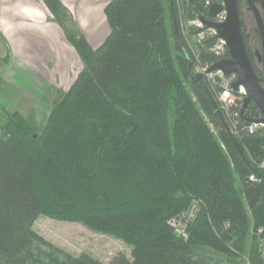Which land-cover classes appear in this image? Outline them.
Instances as JSON below:
<instances>
[{
    "label": "trees",
    "instance_id": "obj_1",
    "mask_svg": "<svg viewBox=\"0 0 264 264\" xmlns=\"http://www.w3.org/2000/svg\"><path fill=\"white\" fill-rule=\"evenodd\" d=\"M43 1L83 69L40 133L20 111L7 112L0 264H105L46 241L27 225L37 214L132 246V258L110 264H245L251 226L264 225V130L248 131L242 118L232 136L209 85L192 81L196 58L177 0L174 11L171 0H111L110 33L96 48L70 26L73 15L61 0ZM182 7L203 11L199 0H182ZM200 57L213 59L203 51ZM250 111L261 116L250 107L244 114ZM194 202L195 220L177 234L169 219ZM257 246L254 236L250 264L261 263Z\"/></svg>",
    "mask_w": 264,
    "mask_h": 264
},
{
    "label": "crops",
    "instance_id": "obj_2",
    "mask_svg": "<svg viewBox=\"0 0 264 264\" xmlns=\"http://www.w3.org/2000/svg\"><path fill=\"white\" fill-rule=\"evenodd\" d=\"M61 1L72 13L75 28L93 47L102 45L110 33L105 7L111 0ZM7 56L9 62L0 64V110H18L34 125L83 68L79 53L43 0H0V59ZM25 86L32 105L23 109Z\"/></svg>",
    "mask_w": 264,
    "mask_h": 264
},
{
    "label": "rangeland",
    "instance_id": "obj_3",
    "mask_svg": "<svg viewBox=\"0 0 264 264\" xmlns=\"http://www.w3.org/2000/svg\"><path fill=\"white\" fill-rule=\"evenodd\" d=\"M180 8L182 7V0L180 2ZM185 10V9H184ZM185 15L182 17L183 25V36L187 40L193 54L195 55V64L193 66V73L197 74L203 68L202 63H200L201 52L209 54L207 49L210 47V42L202 45L198 42L196 36V28L190 23L196 17L195 12L188 13L185 10ZM180 22V19H179ZM70 26L75 28L74 24L71 23ZM172 41L173 38H172ZM210 55V54H209ZM83 68L81 67L78 74ZM77 74V76H78ZM1 75V74H0ZM76 76V78H77ZM75 78V79H76ZM206 83L209 84L208 79H204ZM75 81V80H74ZM73 81V82H74ZM1 82V79H0ZM72 82V84H73ZM71 84V85H72ZM24 87L21 92H23V98L21 101L22 108L30 107L32 104L31 95L27 92L31 91L29 88ZM66 92V91H65ZM65 92H60L56 94V99L60 98ZM54 106V102H53ZM53 109V107H52ZM7 111L14 112L10 107L0 110V137L3 135V125L7 118ZM16 111V110H15ZM18 111V110H17ZM52 111V110H51ZM51 111L49 112L51 114ZM46 114L45 118L36 121L35 130L40 133L44 126L46 125L50 114ZM49 115V116H48ZM31 122V121H30ZM32 123V122H31ZM27 225L32 228L38 235L44 238L46 241L61 247L65 251L72 255L78 256L82 253H88L99 259L105 264H110L116 257L120 255H126L132 258V246L123 240L116 238L109 234H104L93 229H90L80 222L59 220L51 218L44 214H37L31 217L27 221ZM256 237L257 250L259 249V235L258 231L254 230L253 225L251 226L248 240L246 243V250L244 252L243 260L245 264H250L249 254L252 249L253 237Z\"/></svg>",
    "mask_w": 264,
    "mask_h": 264
},
{
    "label": "built area",
    "instance_id": "obj_4",
    "mask_svg": "<svg viewBox=\"0 0 264 264\" xmlns=\"http://www.w3.org/2000/svg\"><path fill=\"white\" fill-rule=\"evenodd\" d=\"M203 11L196 13V17L190 23L196 28L197 40L200 44L205 45L210 42V47L207 49L209 54L212 56L211 61L202 62L200 58V63H202L203 68L198 73H203L204 78L208 79L209 87L214 93L216 100L224 112L227 120L231 124V130L235 129L240 120L242 119V107L244 99L247 96V90L243 84L239 85L237 90H234L232 84L237 81V75L232 73L230 75H225L222 70H215L208 72V69L216 61L226 58V53L229 51L227 41L220 37L218 31L213 27H207L206 24L202 21L201 17L204 16L207 19L216 22L223 23L228 16L227 9L223 3V0H199ZM181 0H177L179 8V19H180V28L183 33V21L182 17L186 14L184 8H180ZM217 2L223 4L222 10L215 16L211 17L209 15V10L211 6ZM247 116V115H246ZM248 118L259 119L262 116H255L253 111L249 112ZM245 121L244 128L248 131L264 130L263 122H247ZM259 167L264 170V160L259 164ZM199 211V204L194 202L181 214L173 216L169 219V224L172 226L174 231L177 234H186L190 224L195 220ZM259 235V252L261 263L264 264V225L260 226L258 229Z\"/></svg>",
    "mask_w": 264,
    "mask_h": 264
},
{
    "label": "water",
    "instance_id": "obj_5",
    "mask_svg": "<svg viewBox=\"0 0 264 264\" xmlns=\"http://www.w3.org/2000/svg\"><path fill=\"white\" fill-rule=\"evenodd\" d=\"M223 3L227 9L228 16L227 19L223 23L213 22L206 17L202 16V21L206 24L207 27H213L218 31L220 37L224 38L227 41V45L230 52L229 58H222L216 61L214 64L210 66L208 72H212L215 70H222L225 75H230L235 73L237 75V81L232 84L234 90L239 88V85L243 84L247 90V96L244 99L243 107H242V118L247 122H263L264 123V90L258 85L256 81V77L253 73V70L250 66L249 61L247 60L242 41L241 34L238 28V13L236 7V0H223ZM173 8V1H170ZM223 8V4L217 2L213 4L209 10V15L211 17H215ZM174 26L176 30H178V25L175 16L173 17ZM237 23V25H236ZM233 26V34L229 31V27ZM237 27V29H236ZM188 58L189 55H187ZM190 77L193 82H199L203 80V73H193L192 65L190 64ZM250 102H255L257 106L260 108L261 118L252 119L248 118L244 113L248 108ZM217 107V103H214ZM224 123L228 131L233 136V132L228 125L226 119L223 117ZM236 144L237 141L234 138ZM238 145V144H237Z\"/></svg>",
    "mask_w": 264,
    "mask_h": 264
},
{
    "label": "flooded vegetation",
    "instance_id": "obj_6",
    "mask_svg": "<svg viewBox=\"0 0 264 264\" xmlns=\"http://www.w3.org/2000/svg\"><path fill=\"white\" fill-rule=\"evenodd\" d=\"M236 7L238 13L236 25L240 30L247 60L258 85L264 90V0H236ZM229 31L234 33L233 26L229 27ZM229 57L228 51L226 58ZM248 107L260 112L255 102H250Z\"/></svg>",
    "mask_w": 264,
    "mask_h": 264
}]
</instances>
